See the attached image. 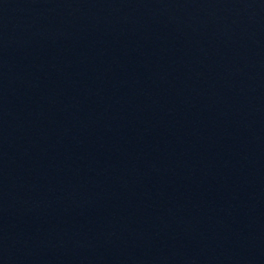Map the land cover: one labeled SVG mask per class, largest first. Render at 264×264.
I'll use <instances>...</instances> for the list:
<instances>
[{
  "label": "water",
  "instance_id": "water-1",
  "mask_svg": "<svg viewBox=\"0 0 264 264\" xmlns=\"http://www.w3.org/2000/svg\"><path fill=\"white\" fill-rule=\"evenodd\" d=\"M0 264H264V0H0Z\"/></svg>",
  "mask_w": 264,
  "mask_h": 264
}]
</instances>
